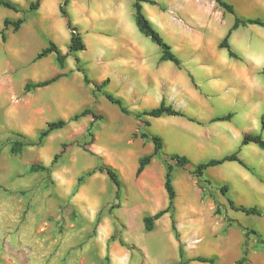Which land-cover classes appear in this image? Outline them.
<instances>
[{
	"label": "rangeland",
	"instance_id": "rangeland-1",
	"mask_svg": "<svg viewBox=\"0 0 264 264\" xmlns=\"http://www.w3.org/2000/svg\"><path fill=\"white\" fill-rule=\"evenodd\" d=\"M8 1L18 5L22 13L0 8V29L4 18L15 20L23 17L25 22L15 33L9 29L6 32L7 42H0V80L8 78L13 83V91L5 97L0 96V127L7 124L8 120L6 113L5 115L3 113L4 106L5 109L20 107L27 98L32 101L38 97L47 98L46 100L57 98L61 90H65V93H68L67 98L72 100L74 114L84 108H91L96 114L103 115V119L96 122L93 127L95 141L92 145H87L89 139L86 136V129L92 118L86 116L76 122H69L63 129L52 132L45 139L42 147H27L18 155L9 152L12 133H21L31 140H36L38 132L45 127V124H33L29 134L17 129L0 131V199L7 200L6 204L9 205L10 210L14 209L15 214L14 220L10 221L8 227H0V264H177L178 242L170 225L166 228L162 222L153 232H145L144 228L142 232H138L134 219L128 227L123 221L127 213L135 208L133 205L137 197L134 188L139 183V177L135 176L138 159L153 152V144L149 140L139 139V132L152 134V129L143 128L133 116L121 114L101 94L93 97L91 85L84 86L81 73L76 71L75 58L80 60L81 67L87 72L91 81L98 83L103 81H99L100 71L93 63V56L86 49L84 41L85 50L69 55L63 70L58 68L54 54L34 62L35 55L45 48L49 41L56 44L63 54L67 53L68 45L62 42L65 32L68 33L65 23L62 21V28L61 25L56 24V30H48V34L47 30L36 24L40 19V6L36 11L28 10L29 4L35 0ZM82 1L69 0L67 6L69 16L72 4ZM155 1L157 2L155 6L144 5L143 12L168 45L170 41L173 44L179 40V32L172 28L173 23L184 27L190 33L192 28L186 26L184 18L169 12L168 0ZM132 3L133 0H126V6L131 13H133ZM233 5L237 12H242L241 4ZM255 13L250 17L264 19L263 9H257ZM232 22L233 16L227 14L223 25L218 31L210 33L209 39L215 41L220 32L228 29ZM134 29L137 38L143 41L142 46L146 53L160 55L159 48L141 35L135 24ZM256 30H261L264 34V29L256 26L242 28L232 34L231 49L237 55L241 66H249L248 60L257 54L264 59V37L259 36ZM85 39L88 41L87 38ZM170 47L171 50L176 49L174 45ZM216 55L228 58L225 50L216 49ZM263 69L264 64L263 68H248L250 79L255 81L254 90L257 88V97L260 100L257 105L256 123L245 133L258 134L264 139V129H261L260 125V118L264 113V77L261 74ZM58 73L66 74L63 83L49 86L51 89L45 87L29 93L24 92L23 87L26 82L36 83ZM197 79L203 82L200 78ZM194 86L197 92L200 93L201 90L204 92L206 81L203 82L204 88L201 90L195 84ZM232 87L236 88V85ZM121 99L132 113L143 111H139V100L133 98L131 102H125L123 98ZM51 108L48 109L47 122L59 119L69 121L74 115L64 118L59 116L58 109ZM148 109L151 108L144 110ZM233 111V108H222L218 105L212 115L220 117ZM190 113L198 116L200 110L195 108ZM216 117L201 122L185 116L187 120L194 119L193 123L198 125L222 122H213ZM147 118L145 117L144 120L147 121ZM14 122L20 124V121ZM221 132L222 128L217 127L215 133ZM62 144L67 146L65 153L52 164L53 156L61 151ZM240 144V140L231 134L229 140L223 144L225 147L222 152L209 150L201 162L230 154L240 149ZM177 145L167 140L165 144L163 142L161 154L156 155L150 163L153 172L148 171V174H151L149 178L155 177V174H160L161 171L165 173V158L169 155L185 156L183 151L186 145L184 143H180L178 147ZM82 146H85V150ZM243 150L248 155L244 160L251 165L249 167L253 181L257 187L264 188V150L254 144ZM253 150H257L259 156L254 155ZM190 158L192 159V156ZM191 159L189 160L191 165L186 169L174 168L173 175V186L174 180L179 184H183L184 179L189 180L196 192V199L191 206L187 205V200L183 201L180 198L174 200V219L185 260L215 257L214 264H235L246 249L245 264H264V249L253 236L246 239L243 232V229L255 230L264 238V216H246L231 211L227 197L219 192V187L227 184L216 180L217 173L212 171L205 172L203 178L197 180L192 175V170L200 161ZM33 163L49 166L50 177L41 172L31 173L29 167ZM100 165L110 166L117 172L122 184L119 201H116L115 187L105 173L95 172L92 176L85 177L81 185L76 188L77 179L81 175ZM227 179L231 185L239 182L236 176H228ZM81 191L85 192L81 194ZM77 195L78 199L80 198L78 207L74 205ZM230 195L228 192V197L232 198L233 195L232 197ZM233 199L236 200L234 197ZM239 202L250 203V206L246 207L255 206L264 210V196L262 199L249 197ZM117 203L119 207L113 208ZM256 203L263 205H255ZM216 207L220 209L219 215L215 214ZM88 211L94 213L93 221L83 217ZM199 226H204L205 231L197 235ZM187 264L206 263L190 261Z\"/></svg>",
	"mask_w": 264,
	"mask_h": 264
},
{
	"label": "crops",
	"instance_id": "crops-1",
	"mask_svg": "<svg viewBox=\"0 0 264 264\" xmlns=\"http://www.w3.org/2000/svg\"><path fill=\"white\" fill-rule=\"evenodd\" d=\"M224 1L233 7L234 3L241 4L242 12L239 13L236 9L234 11L238 17L243 19H257V17L250 16L256 14L257 9L264 10V0ZM60 3V0H41L40 19L36 21V24L42 26L43 30H47L48 34V30H56V24L61 25L62 28L64 20L58 9ZM144 5L146 4H143V7ZM168 8L169 12L183 17L186 26L192 28L189 33L184 27L176 25V23L172 24V28L179 32V40L173 44L170 41L169 45H174L176 48H172V50L180 61L179 66L169 61H161L159 54L146 53L142 46L143 41L137 38L134 29L135 23L133 24L134 14L128 10L126 0H83L82 3H73L69 13L72 23L78 27L82 34L86 49L93 56V63L100 71L99 81L108 79L107 91L123 98L125 102H131L133 98L139 100V111L155 108L164 100L168 106L185 116L206 122L217 116L212 114L218 105H221L222 108L234 109L233 113H228L232 114L230 120L203 125L190 122L185 117L147 118L150 123L149 128L153 131L152 134L161 137L164 144L166 140L178 145L184 143L186 147L183 154L189 160L192 156L193 160L201 162L209 150L222 152L225 147L223 144L229 140L231 134L241 142L242 136L249 130L248 128L255 125L260 98L257 97V88L254 90L255 81L250 79L248 68H263L264 59L260 57V54H257V56L250 57L249 66H241L238 58H230L228 54V58L216 55V49H219L218 44L225 37L233 22L228 29L220 32L215 41L209 39L210 33L218 31L225 21V16L229 14L217 6L213 0H168ZM252 26L256 25L246 27ZM246 27H240L237 30ZM67 32H65L62 42L68 45L70 34L68 30ZM256 32L259 36L264 37L261 30H256ZM232 34L229 38L231 47ZM230 59L234 61L231 62ZM64 78H60L49 86L63 83ZM197 78L203 82L206 81L204 92L201 90L204 88L203 82ZM194 84L200 88V93L196 91ZM233 85H236V88L232 87ZM239 85L240 87H238ZM11 91H13L12 81L8 78L0 80V96L5 97ZM67 95L65 90H61V94L57 98L46 100L47 98L38 97L33 99L34 101L27 98L22 106L8 107L7 109H5V103L3 113L4 115L6 113L8 120L7 124L0 127V131L17 129L29 134L33 124L47 123V113L51 107V109H58L61 117L72 116L74 114L73 102L67 98ZM194 107L200 110L198 116L190 113L192 109H195ZM226 115H220V117ZM14 121L18 123L20 121V124L17 125ZM217 127L222 128V132L219 134L215 133ZM250 145L242 146L240 144L241 148L238 154L248 167L251 165L244 160L248 155L243 152V149L247 150ZM252 153L259 156L257 150H253ZM151 169L152 165L150 164L140 174L139 183L134 188L137 197L133 205L135 208L129 211L126 218L123 219L127 227L134 219L138 232H142L144 228L142 221L144 216L154 215L167 206V194L164 189L165 173L161 171L160 174H155V177L149 178L148 171L150 172ZM207 171L217 173L216 180L228 185L229 194L236 199L233 201L237 206H250V203L245 204L239 200L249 197L262 199L264 196V188L257 187L250 171L236 162H226L220 166L209 168L205 172L207 173ZM228 176L238 177L239 182L231 185L227 179ZM174 188L175 200L180 198L183 201L187 200L188 206L193 205L196 192L191 181L184 179L183 184H179L174 180ZM84 192L81 191V194ZM76 198L74 205L78 207L80 198L78 199V195ZM7 202L5 199H0V227L2 228L8 227L10 221H13L15 217L14 209L10 210ZM91 207L93 209L92 204ZM85 213L83 217L93 221L94 213L89 211ZM159 222H163L168 228L170 225L169 215L165 214L157 220L155 228L161 224ZM197 231V235L204 233V226H199Z\"/></svg>",
	"mask_w": 264,
	"mask_h": 264
},
{
	"label": "trees",
	"instance_id": "trees-1",
	"mask_svg": "<svg viewBox=\"0 0 264 264\" xmlns=\"http://www.w3.org/2000/svg\"><path fill=\"white\" fill-rule=\"evenodd\" d=\"M213 1L217 4V6L222 8L225 12L234 16L233 24L231 28L228 30L225 37L218 44V48L225 50L230 58H237V55L232 51L229 43V38L232 32L240 27H246L248 25H256L261 28H264V20L258 18L257 19L240 18L235 14L234 7L231 4L225 2L224 0H213ZM40 3L41 0H35L34 2L29 4L28 10L36 11L39 8ZM68 4H69V0H61V3L58 8L60 16L65 21L66 28L70 34L67 53L63 54L56 46V44H54L52 41H49L48 45L35 55L33 59L34 62L41 60L50 54H54L58 68L60 70H63L65 68L66 59L69 55L76 54L78 52L85 50V44L83 42L81 33L78 27L72 23L71 18L68 14L67 11ZM143 4L155 6L157 5V2L155 0H133L132 9L134 14V23L138 32L144 37L148 38L153 44H155L159 48L161 61H169L174 63L176 66H179L180 61L176 57V55L172 52L171 47L163 40V38L154 28L150 20L145 16L143 12ZM0 7L4 9H8L14 13H22V9L18 5L8 0H0ZM24 22L25 19L23 17L17 18L15 20L5 18L2 22V27L0 29V42L5 43L7 41L6 32L9 29H11V31L15 33L21 28ZM75 64H76V71L81 73L82 75V82L84 86L91 85L93 87L91 91L93 97H95L96 94H101L103 98L108 103L115 106L121 114L125 116H133V118L137 122L143 125V128H148L150 126V123L144 120L145 117L148 118H160L163 116L185 117L183 113L173 109L171 106L166 105L164 101H161L160 104L155 108L132 113L131 111L128 110L124 101L121 98L116 97L105 90V87L109 83L108 79L103 80L99 83L91 81L87 75V72L83 69V67H81L80 60L78 58H75ZM261 74L264 77V69L262 70ZM65 76H66L65 73H58L49 79L39 81L36 83L26 82L24 84L23 90L25 93H29L32 90L47 87ZM86 116H90L92 118V121L89 123L86 129V136L89 139L87 145H92L95 141V137L92 132L93 127L96 122L103 119V115L96 114L95 112L92 111L91 108H84L79 113L74 114L69 121L59 119L56 121L47 122L45 124V127L38 132L36 140H31L26 135L21 133H17V132L12 133V138L9 141V152L12 155H18L27 147L40 148L43 146L45 139L52 132L63 129L66 127V125L69 122H76ZM231 116H232L231 114H228L226 116L216 117L212 121L213 122L228 121L231 119ZM188 119L194 122V119L192 118H188ZM260 125H261V129H264V113L261 115ZM139 138L143 140H149L153 144V152L148 155H143L138 159L137 168L135 171L136 177H139L140 174L144 171V169L151 163L152 159L156 155L161 154L163 150V140L158 135H152L148 132L141 131L139 132ZM248 144H254L259 149L264 150V139L258 134H250V133L244 134L241 139V145L244 146ZM66 147H67L66 144L61 145V151L53 156L52 164H54L61 157V155L65 153ZM84 147L85 146H82V148L85 150ZM238 154H239V149H237L236 151L230 154L224 155L220 158H214V159L202 161L193 166L192 175L197 180H200L203 178L204 173L207 169L220 166L226 162H236L239 165L246 168L247 170L251 171V168L248 167L246 164H244V162L239 158ZM169 162H172V164ZM189 165H191V163L186 156L171 154L165 158L164 189L167 194V206L164 209L156 212L154 215H146L143 217L142 221H143L144 230L145 232L153 231L155 228V222L159 220L163 215L169 214L171 231L174 235L175 240L178 242L177 264H187V262L190 261H196L198 263L214 264L216 260L215 257H209V258L196 257L193 258L192 260H185V253L181 243L179 242V235L176 229V224L174 219V200L176 198V193L173 186V175H174V168L186 169V167ZM29 171L31 173H37V172L45 173L48 177H50L51 170L49 166H45L39 163H33L30 165ZM95 172L105 173V175L114 185L115 199L116 201H119L122 184L118 177L117 172L112 167L107 165H100L97 168H94L93 170H89L83 175H81L77 179L76 188H78L81 185L85 177H90ZM219 192L221 193L222 196L227 197V204L231 211L240 212L246 216H256V217L264 216V210L258 207L255 206L244 207V206L235 205L234 201L230 197H228L229 189L227 185L220 186ZM118 207H119V203L113 206V208H118ZM215 214L216 215L220 214L219 207H216ZM243 232L246 239L250 236H253L256 242L261 246V248L264 249V238L261 237V235L258 234V232L249 229H243ZM246 261H247V250L244 249L242 256L235 262V264H245Z\"/></svg>",
	"mask_w": 264,
	"mask_h": 264
},
{
	"label": "bare ground",
	"instance_id": "bare-ground-1",
	"mask_svg": "<svg viewBox=\"0 0 264 264\" xmlns=\"http://www.w3.org/2000/svg\"><path fill=\"white\" fill-rule=\"evenodd\" d=\"M7 117V116H6ZM88 194V193H87ZM162 221V220H161ZM161 222H159V224H160Z\"/></svg>",
	"mask_w": 264,
	"mask_h": 264
}]
</instances>
